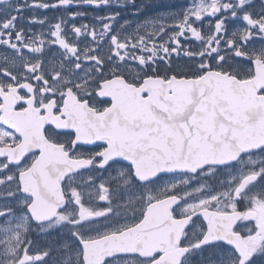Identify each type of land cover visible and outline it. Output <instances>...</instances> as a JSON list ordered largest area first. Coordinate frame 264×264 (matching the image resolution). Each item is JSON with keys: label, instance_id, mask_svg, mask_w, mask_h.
Returning a JSON list of instances; mask_svg holds the SVG:
<instances>
[{"label": "snow or ice", "instance_id": "snow-or-ice-1", "mask_svg": "<svg viewBox=\"0 0 264 264\" xmlns=\"http://www.w3.org/2000/svg\"><path fill=\"white\" fill-rule=\"evenodd\" d=\"M112 3L0 0V264H264V0Z\"/></svg>", "mask_w": 264, "mask_h": 264}, {"label": "flooded vegetation", "instance_id": "flooded-vegetation-1", "mask_svg": "<svg viewBox=\"0 0 264 264\" xmlns=\"http://www.w3.org/2000/svg\"><path fill=\"white\" fill-rule=\"evenodd\" d=\"M23 2V0H21ZM31 2V0H29ZM40 2H46V3H56L57 0H36V3ZM121 4L124 6H129L131 8L132 16L134 17V25H139L147 20L155 19L159 16H168L171 13L178 12L183 6L186 4H189V0H134V3L130 2V0H120ZM259 4H257V7ZM122 6H117L115 0H113V3L105 8H94L93 6L88 5H73L70 6L68 10H65L64 7H56V8H49V9H41V8H35L31 11H25L23 15L26 18L31 17H37L38 18V10H44L42 18H47V21L55 23L59 19H63L66 22V26L70 29L73 24L76 26H80L81 24L87 23L92 24L99 29L100 21L95 19L97 16H108L112 13H117V8ZM139 9V11H137ZM73 12H80L84 13V15L77 16L74 20L71 19V14ZM22 24L25 25L26 28L31 29L32 32L38 33V24H27L26 20L21 21ZM231 28V26H230ZM48 31V25L46 24L44 26V32L47 33ZM132 31V30H131ZM81 41L87 42L91 41L84 40L83 37L79 38ZM62 51L58 48V46H54L52 48L53 54L57 55L58 53ZM93 176L99 177L101 173L99 172H93ZM164 183H167V178L165 179ZM99 204H103L104 202H98ZM34 236L36 237L35 240L38 239L37 248L43 249L48 248L52 252V262L57 260L59 253L56 251L57 249V240L58 237L55 235L52 236H45L40 233H35Z\"/></svg>", "mask_w": 264, "mask_h": 264}, {"label": "rangeland", "instance_id": "rangeland-1", "mask_svg": "<svg viewBox=\"0 0 264 264\" xmlns=\"http://www.w3.org/2000/svg\"><path fill=\"white\" fill-rule=\"evenodd\" d=\"M136 25H133L131 28H132V30H133V28L135 27ZM39 31H41L43 28L39 25ZM83 43H85L84 41H83ZM31 239H33V240H35L36 239V237L33 235L32 237H30ZM37 243H38V239L37 240H35ZM37 243H36V247H38L37 246Z\"/></svg>", "mask_w": 264, "mask_h": 264}]
</instances>
